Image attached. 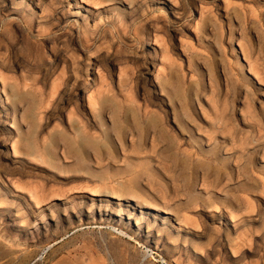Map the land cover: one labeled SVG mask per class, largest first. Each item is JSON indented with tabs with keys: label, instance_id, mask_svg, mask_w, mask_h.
Returning a JSON list of instances; mask_svg holds the SVG:
<instances>
[{
	"label": "rangeland",
	"instance_id": "rangeland-1",
	"mask_svg": "<svg viewBox=\"0 0 264 264\" xmlns=\"http://www.w3.org/2000/svg\"><path fill=\"white\" fill-rule=\"evenodd\" d=\"M106 1H0V264H264V0Z\"/></svg>",
	"mask_w": 264,
	"mask_h": 264
},
{
	"label": "bare ground",
	"instance_id": "bare-ground-1",
	"mask_svg": "<svg viewBox=\"0 0 264 264\" xmlns=\"http://www.w3.org/2000/svg\"><path fill=\"white\" fill-rule=\"evenodd\" d=\"M1 1V0H0ZM105 1V0H104ZM114 0H107L106 2H113ZM10 5H13V2L11 1V3H10ZM76 5V4H75ZM28 8H30V6L28 5L27 6ZM68 8L70 9L71 7H70V5L68 6ZM31 11V10H30ZM27 12H28V10H27ZM71 17H72V15H71ZM32 18V17H31ZM86 20V19H85ZM90 59H91V57H89L88 58V64H86V67H91V63H90ZM54 64V63H53ZM8 67L6 66V65H4V63L3 62H0V80H2L3 82H4V80L6 79V77H5V73H4V69H7ZM88 68V70H87V72H86V78H89V69ZM13 78V77H12ZM11 78V79H12ZM8 79V78H7ZM74 79L75 80H79L80 79V77H78V76H76L75 75V77H74ZM87 81L88 80H86L85 81V83H87ZM61 83H62V81H61ZM60 85H63V83L62 84H58V83H54L53 82V84L51 85V89H50V91H51V93H55L56 91H57V89L60 87ZM26 89H29V90H32L33 89V87H28V86H26V85H24L23 87H22V89H20L17 85H14V86H12V85H9V86H7L6 84H2V90H3V92L4 93H6V91L7 92H10V93H18V92H21V91H25ZM36 90H38V89H36ZM83 91H85L86 90V86L84 85V87H83V89H82ZM2 92V93H3ZM35 93V92H34ZM30 94V93H29ZM32 101V100H31ZM103 104V103H102ZM112 108V107H111ZM13 109H14V113L16 112V107L15 106H13ZM108 118V117H107ZM106 121V120H105ZM149 126L150 127H152V128H155L156 127V125H155V123H154V121H152L151 122V124H149ZM224 131V130H223ZM63 131H61L58 135H55V136H53L52 138H51V140H52V152H53V154H54V157L58 160V162H57V164H58V166H65V167H68L69 165H71V166H74V165H77V163L80 161V157H84V156H82V155H79V154H81L82 152H83V150H85V148H88V146H90V144L88 143V141L87 140H85V139H81L82 141H83V146H79V147H77L76 148V150L77 151H75L74 150V148H73V143L72 142H70L69 140H68V137H67V135L65 134L64 135V133H62ZM196 132V131H195ZM66 133V132H65ZM200 134V133H199ZM159 135L160 136H162L160 133H159ZM149 137V136H148ZM148 139V138H147ZM150 139V138H149ZM58 141H62L63 142V144H64V151H62L61 152V154H60V151H58ZM152 142V141H151ZM19 143V142H18ZM17 143V144H18ZM25 143V148H26V150H27V152H29V154H31V155H33L34 153L33 152H36L37 151V147L35 146V144H34V142H32V141H26V142H24ZM155 144H156V142H155ZM16 145V143H14V146ZM5 146V145H4ZM13 150H14V153H16L17 152V148L15 147V149L13 148ZM44 151L47 153V154H50L51 152H50V149L49 148H44ZM71 155H72V157H71ZM92 155V154H91ZM155 155V154H154ZM36 157V156H35ZM70 158H72L73 160H74V163H70L69 165L66 163V161L68 160V159H70ZM98 160H99V158H98ZM141 160H143V159H141V158H136V159H134L133 161H135V162H139V161H141ZM90 163V162H89ZM150 167V169H152V167L151 166H149ZM165 167V166H164ZM128 167H126L125 169H127ZM122 170H124V169H122ZM201 178V177H200ZM130 185L131 186H133V188L135 189L136 188V186H138V184H137V181L136 180H134V181H130ZM143 186V185H142ZM205 186V185H204ZM42 190V189H41ZM150 192V191H149ZM104 193V194H103ZM91 196H98V197H103V198H106L108 201H106V205L107 206H113V209H111V211H113V213H111V214H109V215H113V217L115 216V217H117L118 219H119V217H121V215H120V212H121V203H126V202H130V201H132V202H136V201H134V199L132 198V195L131 194H128V195H123V194H120V193H114V192H107V191H105V192H102V191H100V190H95V191H91V193H89ZM58 197V196H57ZM180 197V196H179ZM183 197V196H182ZM29 199L31 200V201H33L36 205H38L40 202H41V198H40V196H39V194L36 192V191H32V192H30L29 193ZM63 198H60V199H57V200H62ZM65 199V198H64ZM113 201V202H112ZM115 201V202H114ZM145 202V201H144ZM183 202V201H182ZM146 206V205H145ZM155 207H156V209H157V211L158 212H162L163 214H166V215H171V213L169 212L170 210L168 209V208H166V207H161L160 205H155ZM134 210V209H133ZM36 211V210H35ZM42 213V211H40V212H38V214H41ZM82 214V213H81ZM32 215V214H31ZM172 216V215H171ZM110 217V216H109ZM98 219V218H97ZM101 222V221H100ZM117 222V221H116ZM116 224V223H115ZM136 227H139V225L137 224V225H135ZM143 229V228H142ZM140 230V229H139ZM153 237V236H152ZM147 239H148V237H147Z\"/></svg>",
	"mask_w": 264,
	"mask_h": 264
}]
</instances>
